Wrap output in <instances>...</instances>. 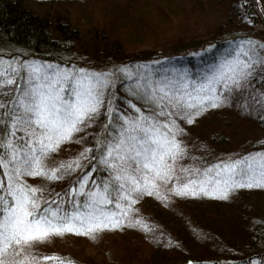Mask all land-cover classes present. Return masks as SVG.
<instances>
[{
    "label": "snow or ice",
    "instance_id": "6c2138e0",
    "mask_svg": "<svg viewBox=\"0 0 264 264\" xmlns=\"http://www.w3.org/2000/svg\"><path fill=\"white\" fill-rule=\"evenodd\" d=\"M258 67H264V44L252 40L237 41L195 74L188 67H168L139 78L127 67L92 71L0 56V264H77L55 253L34 255V245L65 232L96 239L104 229L138 223L132 220V205L145 192L159 194L162 186L171 184L168 190L177 195H227L252 174L264 179V153H244L205 167L180 163L188 155L180 139L182 125L250 86ZM117 72L129 80L130 98L119 103ZM258 95L255 102L264 104V92ZM95 127L100 131L89 132ZM79 132L89 138L87 146L50 165L61 144L83 140L75 135ZM86 158L93 161L89 168L106 174L84 169L79 186H70L63 198L46 196L42 183L27 179H61L80 170ZM212 171L215 176L208 175Z\"/></svg>",
    "mask_w": 264,
    "mask_h": 264
},
{
    "label": "trees",
    "instance_id": "16d2710c",
    "mask_svg": "<svg viewBox=\"0 0 264 264\" xmlns=\"http://www.w3.org/2000/svg\"><path fill=\"white\" fill-rule=\"evenodd\" d=\"M91 1L89 3L95 5L93 2L97 0ZM152 1L153 3H151ZM163 1L169 4L166 7L170 9H166L170 15H165V7L164 4H160L162 3L161 0H119V2H110L108 0L107 4L102 5V10L105 11L102 16L103 20L100 21L102 24L98 28V25L94 22L82 27L78 24L76 25L66 15H63V8L60 6L63 4L59 0L35 1L34 3H30L27 0H0V56L29 61L35 59L68 66L71 62L69 60L75 56V51L79 47L82 35L88 31L94 33L96 39H98L96 42L102 43L106 51L120 52L121 49H124L122 44L124 45L126 40H129L125 36H130L133 33L135 40L142 39V37H139L136 31L125 35V31L120 32L122 28L116 30L112 27L113 24L116 23V26H118L122 21L123 25L129 27L130 30H139L141 24L139 20L133 21L134 15L141 17L140 9L143 7L147 9L149 5L154 12L157 8L159 13L163 11V14L171 19L173 15L180 11L183 14L181 15L182 19L173 20L169 24L173 27L174 25H179L182 30L190 28L189 33L192 37L200 38V41L194 47H185V49L181 47L175 52H154L152 57H147V59L141 58L140 53L142 51L137 52L140 49L132 46L129 49L130 52L128 51L131 54L121 58V64L129 69L140 67L138 66L139 64H144L145 68L148 67L151 72L155 73L165 66L188 67L195 74L197 69L203 68L206 64L214 63L222 53L230 50L237 41L252 40L257 45L264 44V0ZM159 13L157 14L158 19L163 24L162 22L166 21L164 19L166 17L162 18L164 15L159 17ZM186 15H189V17H186ZM235 21L245 23L246 27L238 28L235 32H228V29L232 28V25L236 23ZM151 22L153 21L151 20ZM155 22L157 21L155 20ZM195 23H202L204 25L203 29L199 32L195 31ZM148 24H150L149 21L146 24L148 27L146 29L150 32L153 28L150 29ZM192 31L195 32L193 33ZM259 35L262 36L260 39L258 38ZM257 51L259 52V49ZM135 52L136 54H134ZM143 60H146V62ZM109 65H111V62H109ZM115 85V92L120 97L118 103L130 98L126 91V87L129 85L128 78H122L119 82L116 81ZM261 92H264V67H258L250 78V86L246 85L243 91L230 96L227 103L212 107V111L217 112L212 113V117L208 119L205 138L207 147L218 157L210 160L206 156L208 159L205 157L201 161L193 158H190V160L183 159L180 163L188 168L193 167L194 163L205 167L209 164H215L217 160L224 161L227 157L235 158L244 153L263 151L264 142L260 143L259 138L264 137V104L255 102L260 99L258 93ZM103 122L104 118L101 117L100 123ZM242 127L247 129L248 132L250 131L251 147L243 152L238 150V154L231 153L230 156H226L225 150H227V144L230 142L232 131L237 128L242 130ZM98 131H100L99 127L89 129V132L93 133ZM80 137H84L82 132H80ZM92 139H95L94 135ZM88 140V137H84L83 140L77 142L78 146L85 148ZM66 147L69 148V151H65L66 153L70 152V150L72 151L73 147L76 148L73 145H66ZM69 158L71 157L65 156V154L54 157L52 164L59 163L61 160L66 161ZM80 163V170L65 175L61 179H56L52 188H46L48 191L45 195L58 193L63 198L70 186L77 184V178L84 169L92 171L95 176L106 174L102 168H89L88 166L93 164L90 158H86ZM77 186L79 185L77 184ZM171 186L169 184L166 187L163 186V188L166 191H170L168 189ZM161 197L160 195L159 198ZM245 200L247 202L243 203ZM248 202H250V197L245 194V196H241L238 203L241 207V214L244 213V209L249 208L244 214L245 226L240 231L239 237L232 240L226 235L223 236L224 234L218 230L211 232L210 235L212 238L216 237L219 248H217V252L213 256L209 257L211 260H205L206 262L203 264H245V260H247V264H251L253 259H256L257 264H260V261L264 260V253L257 254L251 250L253 247L251 245L255 240H264V210H259L258 204ZM150 211L147 216L149 227L160 234L162 238L169 236L173 239L172 241L176 242L177 237L175 234L177 231H175L172 223L169 222L170 217L159 213L157 208H150ZM197 216L189 217V220L195 224L196 228L200 229L201 223L203 221L206 222V219L203 216ZM178 219L180 218L178 217ZM37 253L40 256L48 255L47 251H43L34 245L33 254ZM52 262L42 261L41 264H52Z\"/></svg>",
    "mask_w": 264,
    "mask_h": 264
},
{
    "label": "rangeland",
    "instance_id": "374dc122",
    "mask_svg": "<svg viewBox=\"0 0 264 264\" xmlns=\"http://www.w3.org/2000/svg\"><path fill=\"white\" fill-rule=\"evenodd\" d=\"M30 3L35 1L44 0H27ZM61 2V8H63V15L71 19L76 25L86 26L88 23L94 22L101 26L102 16L104 15L102 9L104 4L108 3V0L94 1L95 5H91L88 0H59ZM93 1V0H92ZM91 1V2H92ZM110 2H119V0H109ZM122 1V0H120ZM165 7V15L169 14L166 7L169 5L167 2L161 0ZM153 3V1L151 2ZM154 6V5H153ZM167 8V9H166ZM158 9L155 12L150 8V5L140 9L141 17L135 16L133 21L139 20L141 28L139 30H130L129 27L124 26L121 21L118 26L113 24V28L120 30L121 33L128 35L133 31H136L139 40H135L134 34L125 36L127 39L125 44H122L124 49L120 52L106 51L102 46V43L96 42V36L92 31L84 33L79 43L78 49L75 51V56L71 58L68 66H76L92 71H105L119 69L126 67L121 64V58L129 56L130 47L135 46L138 49L137 52H141L140 57L147 59L152 57L154 52H175L181 47L185 49L196 46L199 39L192 37L189 33L190 28L183 30L180 26L170 25L173 20L182 19L180 11L171 18L166 17L163 11L159 13V17L164 18L166 21L160 23L158 19ZM143 14V15H142ZM170 15V14H169ZM179 16V17H178ZM189 17V15H186ZM146 21H145V20ZM153 22H151V20ZM188 19V18H186ZM157 21L154 23V21ZM150 22L148 26L152 31H148L146 28L147 22ZM236 22V21H235ZM177 23V22H175ZM125 24V23H124ZM129 25V24H128ZM161 25V26H160ZM124 26V27H123ZM202 23H195V31L199 32L203 29ZM245 23L237 21L232 25V28L228 29V32H235L238 28H245ZM146 31V32H145ZM195 31H192L193 33ZM195 36V35H194ZM262 36L259 35V39ZM194 38V39H193ZM140 41V42H138ZM134 43V44H133ZM139 44V45H137ZM77 45V44H76ZM155 46V47H154ZM169 46V47H168ZM136 54V52L134 53ZM118 60V61H117ZM120 60V61H119ZM146 62V60H143ZM111 62V65H109ZM108 63V64H107ZM144 65V64H143ZM139 64L140 67H134L128 69L132 73L139 74L144 72H151L148 67H144ZM143 67V68H142ZM168 67V66H167ZM161 67V68H167ZM127 76L123 72L116 73V81H120ZM114 81V83L116 82ZM211 108L203 110L198 116L192 118L191 123L185 122L182 126L185 132L181 135L180 139L187 145L188 155L184 159L190 160L193 158L197 161L206 156L216 158V155L207 147L206 141V125L208 119L212 117ZM221 112V110H219ZM214 115V114H213ZM250 132V131H249ZM247 129L242 127L233 130L231 133L230 142L227 144V150H225L226 156H230L231 153L238 154V150L246 151L251 147L252 141L249 138L250 133ZM80 137V132L75 134ZM79 140L66 141L61 144L59 151L53 154L49 160V164L52 165L53 158L57 156L75 157L84 148L78 146ZM258 142V141H257ZM259 142H264V137L259 138ZM69 146L73 147L72 151H69ZM68 148V149H67ZM240 148V149H238ZM254 153H264L263 151H256ZM206 157V159H208ZM228 158V157H227ZM226 158V159H227ZM205 159V160H206ZM225 161V160H224ZM60 162V161H59ZM208 175L215 176V172H209ZM30 183L43 184L45 188H52L56 180H47L42 177H27ZM201 179L207 180V177L202 176ZM209 184L213 181H207ZM241 186L233 187L228 190L227 195L223 193L217 195H208L205 192H200L197 195H177L172 191H166L163 186L159 194L143 193L136 199V203L132 205L135 211L131 214L132 220H139L138 223L125 222L120 227L104 229L97 234L96 239H91L86 235H77L71 232H65L63 234H54L45 241H40L35 244L36 247L41 250L47 251V254H57L59 257L71 258L76 261L77 264H203L205 260H211L209 257L213 256L217 252L218 241L211 237V232L220 231L224 235L228 236L232 240L239 237L244 225L245 212L240 213L239 200L241 196L247 194L250 197V202L258 204L259 210H264V179H262L259 173L252 174L251 180L238 181ZM251 184V186H248ZM208 191H212L211 188ZM162 196L159 198V196ZM167 197V199H165ZM253 201V202H252ZM247 200L243 201V203ZM150 208L158 209L159 213H163L165 216L170 217L169 222L175 228L176 242L172 241L171 237L162 238L160 234L155 232L149 227V215ZM203 216L206 222L201 223V228H196L195 224L189 220V217ZM178 217L180 219H178ZM199 225L200 222L198 221ZM140 224L146 225L148 230L141 227ZM198 227V226H197ZM202 229V230H201ZM161 237V238H160ZM169 238V239H168ZM252 251L258 253H264V240L258 239L251 245ZM264 256V255H263ZM264 258V257H263ZM52 264H57L53 261ZM252 264V262H251Z\"/></svg>",
    "mask_w": 264,
    "mask_h": 264
}]
</instances>
